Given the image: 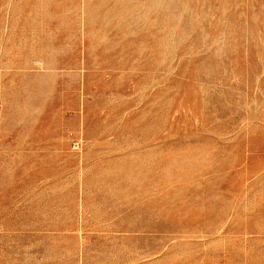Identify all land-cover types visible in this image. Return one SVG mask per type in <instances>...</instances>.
I'll return each mask as SVG.
<instances>
[{
    "label": "rangeland",
    "instance_id": "1",
    "mask_svg": "<svg viewBox=\"0 0 264 264\" xmlns=\"http://www.w3.org/2000/svg\"><path fill=\"white\" fill-rule=\"evenodd\" d=\"M0 264H264V0H0Z\"/></svg>",
    "mask_w": 264,
    "mask_h": 264
}]
</instances>
